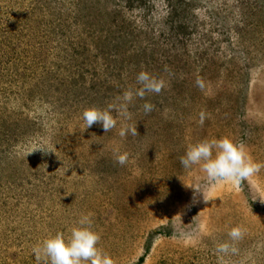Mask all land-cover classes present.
Instances as JSON below:
<instances>
[{
	"label": "rangeland",
	"instance_id": "1",
	"mask_svg": "<svg viewBox=\"0 0 264 264\" xmlns=\"http://www.w3.org/2000/svg\"><path fill=\"white\" fill-rule=\"evenodd\" d=\"M142 70L164 89L84 130ZM225 136L264 163V0H0V264H38L33 248L88 213L115 264H264V168L208 202L186 187L204 183L188 146Z\"/></svg>",
	"mask_w": 264,
	"mask_h": 264
},
{
	"label": "clouds",
	"instance_id": "2",
	"mask_svg": "<svg viewBox=\"0 0 264 264\" xmlns=\"http://www.w3.org/2000/svg\"><path fill=\"white\" fill-rule=\"evenodd\" d=\"M136 82L140 87L124 91L119 98L121 103L118 107L109 104L105 108L92 106L85 109L82 113L84 130L92 127L93 124H99L105 133L112 131L117 127L119 117H123L125 121L131 119L128 105L134 97L144 99L146 93L159 94L165 87L162 78H157L144 70L137 74ZM197 83L199 85V82ZM143 110L146 114L150 113L154 110V105L145 102ZM206 118V113L201 111L199 123L203 125ZM128 134L132 136L138 134L136 125L122 123L118 135L123 138ZM113 157L121 166L129 162V153L121 152L119 146L113 148ZM180 164L186 170L198 167L203 173L204 183L194 182L185 185L193 189L194 196L202 195L204 202L212 200L208 193L224 184L231 185L237 192L241 191L243 184L246 181L251 183V178L264 168V163L256 162L243 142H234L227 136L220 139H205L189 145L186 153L180 157ZM259 198L264 202V195ZM91 216L92 213L83 215L71 228L68 237L63 232H56L35 246L33 254L38 264L41 262L42 264H115L111 255L98 246L101 236L93 229ZM227 235L232 241H236L243 237L244 230L237 225L231 228ZM230 250L235 251L228 242L220 243L216 248V251L222 254H227Z\"/></svg>",
	"mask_w": 264,
	"mask_h": 264
}]
</instances>
